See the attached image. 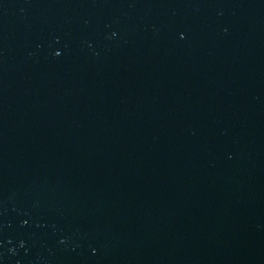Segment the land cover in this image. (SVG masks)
Listing matches in <instances>:
<instances>
[{"label": "water", "instance_id": "1", "mask_svg": "<svg viewBox=\"0 0 264 264\" xmlns=\"http://www.w3.org/2000/svg\"><path fill=\"white\" fill-rule=\"evenodd\" d=\"M0 264H264V0H0Z\"/></svg>", "mask_w": 264, "mask_h": 264}]
</instances>
